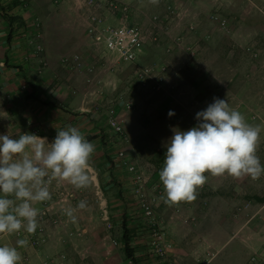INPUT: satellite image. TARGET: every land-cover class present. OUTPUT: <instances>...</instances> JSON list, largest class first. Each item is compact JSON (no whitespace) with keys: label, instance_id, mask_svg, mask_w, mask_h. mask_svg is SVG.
Returning <instances> with one entry per match:
<instances>
[{"label":"rangeland","instance_id":"obj_1","mask_svg":"<svg viewBox=\"0 0 264 264\" xmlns=\"http://www.w3.org/2000/svg\"><path fill=\"white\" fill-rule=\"evenodd\" d=\"M66 1L36 0L32 8L28 7L29 0H23L28 23L39 29L46 25L55 28L67 25L88 33L91 15L102 16L107 24L119 22L117 11L108 6L109 0H98L101 4L94 7L85 2L88 10L80 15L43 16L38 12L46 3L65 9L69 3ZM133 1L121 2L130 7L131 23L143 28L148 36L135 62L104 54L101 47L87 43L88 38L91 42L88 33L89 37L82 40L86 42L83 49L77 46L65 49L54 64L59 74L64 73L62 82L69 85L75 96L65 130L77 128L95 146L90 161L92 183L88 188L77 189L67 182H52L51 199L34 205L45 215L40 221L45 240L34 247L45 244L55 231L60 239L72 236L75 241L87 239L97 231L104 238L105 248L113 247L126 257L121 241L122 219L126 215L129 226L134 229L132 244L138 264H169L170 261L174 264H264V202L252 198L264 196V174L253 180L250 176L236 179L206 173L207 182L197 190L195 201L172 206L161 199L164 188L159 179L174 130L187 131L197 126L200 121L196 114L206 110L215 99L227 101L249 124L261 127L257 155L264 165V0H202L204 5L197 19L184 0H159L157 4L150 0ZM180 12L185 16L192 14L191 20L187 21V16L182 22V32H179ZM215 13L227 20L225 29L212 19ZM158 21L162 26L167 23V28H162L153 39L152 31ZM178 35H193L196 46L187 42L178 44ZM41 46L45 54V47ZM75 56L74 63L63 61L65 57ZM162 63L168 66L163 88L156 90L137 80L136 71L140 67ZM46 65L48 62L42 63V67ZM128 103L130 108L126 106ZM111 106L115 107L122 124L121 132H116L108 123ZM170 111L174 112L171 117ZM2 116V124L8 125L6 114ZM11 128H7L8 132L0 128V135L9 132L13 138L26 133L39 137L57 135L37 126L20 127L16 132H11L14 130ZM102 136H106V146L101 143ZM106 154L111 156L112 165ZM139 187L151 201L154 218L171 244L163 255L152 247L153 219L143 210ZM82 200L87 202L84 210L77 208ZM68 209L73 210L75 222L77 218L81 220L76 226L66 214ZM27 234L21 230L15 236L28 240ZM87 242L84 248L90 246ZM27 245H31L29 241ZM184 251H188L187 255ZM62 254L71 264L77 260L71 253ZM76 255L79 260L87 257L80 252Z\"/></svg>","mask_w":264,"mask_h":264},{"label":"clouds","instance_id":"obj_2","mask_svg":"<svg viewBox=\"0 0 264 264\" xmlns=\"http://www.w3.org/2000/svg\"><path fill=\"white\" fill-rule=\"evenodd\" d=\"M196 119L200 123L187 131L175 129L167 145L159 179L164 188L161 199L169 206L195 201L197 190L207 182L206 173L253 180L264 174L257 155L260 126L249 124L222 99L198 112ZM94 151L95 146L75 127L59 130L51 143L35 134L0 135V235L36 232L41 212L34 205L51 199L53 181L88 188ZM77 208L86 209L87 202L80 201ZM66 214L76 221L72 209ZM17 244L25 247L28 240L19 239ZM21 260L17 247L0 246V264Z\"/></svg>","mask_w":264,"mask_h":264},{"label":"crops","instance_id":"obj_3","mask_svg":"<svg viewBox=\"0 0 264 264\" xmlns=\"http://www.w3.org/2000/svg\"><path fill=\"white\" fill-rule=\"evenodd\" d=\"M121 1L135 3L133 0ZM184 1L186 7L189 6L188 10L192 11L193 17L199 18L204 2L202 0ZM35 2L36 0H29L28 7H35ZM66 2H69L70 5L68 3L69 6H65V9L46 3L44 9L40 11L38 9V12L43 16L49 14L74 16L80 15V13L84 14L88 10L85 6L86 0H68ZM25 7L26 4L23 0H0V118H3L2 113H5L7 116L5 122L8 124L4 123L3 125L0 120V128H4L8 132L7 128L12 127L11 129L14 130L11 132H16L20 127L37 126L46 133H57L59 130H65V121H70V113L73 111L70 106L75 102V96L70 92L69 85L62 82V78H65L64 73L59 74L54 64L57 62V58L65 53V49L76 46L83 49L86 42L82 40L85 36L87 38L89 36L85 32L86 30H74L66 27L67 25L65 28L62 26L55 28L50 25L44 26V29L35 28L28 23L27 18L29 17L24 11ZM97 10L99 11V9ZM183 13L180 12L179 15L181 22L179 32L183 31L182 22H185L186 17L189 16L187 21L191 20L192 14L188 13L185 16ZM7 14L14 16L15 22L10 24L6 18ZM178 36L182 37L183 43L187 42L196 46L193 35ZM211 37L213 38L212 34ZM87 43H91L89 38ZM41 44L45 47V54L37 50V45ZM82 53H85L84 50ZM45 61L48 62V65L42 67V63ZM49 63L52 66H49ZM76 101L79 104V101ZM42 138H46L47 142L51 143L55 136ZM80 221V218H77V222ZM77 222H71V224L76 226ZM229 237L231 238L232 235ZM18 240L19 238L15 234L0 235V246L7 244L17 247L22 256L20 264H71L67 260L65 261L63 252L76 256L77 260L72 264H131L127 257L118 254L113 247L105 248L104 238L97 231H93V234L89 235L87 239H81L82 241H75L76 239L72 236L67 239L64 236L60 239L55 231L54 235L50 234L47 242L38 248L32 245L20 247L17 244ZM242 240H244L243 237ZM86 241L90 242L93 250L88 245L87 248L83 247ZM88 249L90 250L88 251ZM79 252L82 256H87L86 252L89 255L81 257L82 259L79 260V255H76ZM187 253L188 251H184V254L187 255Z\"/></svg>","mask_w":264,"mask_h":264},{"label":"built area","instance_id":"obj_4","mask_svg":"<svg viewBox=\"0 0 264 264\" xmlns=\"http://www.w3.org/2000/svg\"><path fill=\"white\" fill-rule=\"evenodd\" d=\"M88 6H98V0H86ZM108 6L111 10L117 11L119 14V22L117 24H107L104 18L100 15H91V22L88 26V33L91 39V43L98 48H102L104 54H109L115 56L117 60L125 62H135L140 54L142 53L143 47L145 46L148 36L146 32L139 25L131 23L130 14L131 10L128 4L123 3L119 0H109ZM172 12L174 10L172 9ZM94 13V12H93ZM212 19L218 22L219 26L225 29L228 25V22L225 18L220 17L219 14L215 13L212 15ZM162 28H167V23H164L162 26L159 21L154 24L152 31L153 39L160 34L163 30ZM157 29V30H156ZM176 41L178 44H181L182 37L177 36ZM43 48L41 45H37V50L41 51ZM77 56L69 59L68 57L63 58V61L66 63H74L77 61ZM168 66L166 64L154 65V66H144L140 67L136 71V78L142 84H148L153 89H161L167 81ZM122 100V96L119 98ZM128 108L131 107V104L126 105ZM98 107V106H97ZM108 123L116 131H122V124L119 121V118L116 114V109L114 106L108 108ZM121 156H124L123 151L119 153ZM140 176V175H138ZM137 181H140L138 177ZM143 189L141 187L137 188V192L141 193L142 196V206L144 212L151 217L153 228L151 229L152 236V247L154 250L163 255L167 253L171 244L166 241L162 227L160 226L159 221L154 217V209L151 201L144 197L142 193ZM45 215H40L38 222L39 226L34 234H27L28 241L33 246H38L45 240L44 236V227L41 225L40 221H43ZM169 264H174L170 261Z\"/></svg>","mask_w":264,"mask_h":264},{"label":"trees","instance_id":"obj_5","mask_svg":"<svg viewBox=\"0 0 264 264\" xmlns=\"http://www.w3.org/2000/svg\"><path fill=\"white\" fill-rule=\"evenodd\" d=\"M19 17V16H18ZM7 20L9 21L10 24L12 22H15L13 18H15L12 15H6ZM101 143L103 146H106V136L101 137ZM107 160L113 164V160L109 154H106ZM252 198H254L258 202H264V196H259V195H253ZM122 249L124 251L125 256L131 261L132 264H138V257L136 256L135 253V248L132 244V238L134 236V229H132L129 226L128 223V217L126 215L123 216L122 219Z\"/></svg>","mask_w":264,"mask_h":264}]
</instances>
